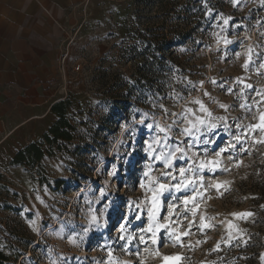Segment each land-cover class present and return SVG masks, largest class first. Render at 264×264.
I'll list each match as a JSON object with an SVG mask.
<instances>
[{
  "label": "rangeland",
  "instance_id": "rangeland-1",
  "mask_svg": "<svg viewBox=\"0 0 264 264\" xmlns=\"http://www.w3.org/2000/svg\"><path fill=\"white\" fill-rule=\"evenodd\" d=\"M93 3L62 60L76 138L35 168L0 154L15 264H264V0Z\"/></svg>",
  "mask_w": 264,
  "mask_h": 264
},
{
  "label": "crops",
  "instance_id": "crops-1",
  "mask_svg": "<svg viewBox=\"0 0 264 264\" xmlns=\"http://www.w3.org/2000/svg\"><path fill=\"white\" fill-rule=\"evenodd\" d=\"M93 2L0 0V154L10 158L54 122L65 44Z\"/></svg>",
  "mask_w": 264,
  "mask_h": 264
},
{
  "label": "trees",
  "instance_id": "trees-1",
  "mask_svg": "<svg viewBox=\"0 0 264 264\" xmlns=\"http://www.w3.org/2000/svg\"><path fill=\"white\" fill-rule=\"evenodd\" d=\"M156 43L152 40L145 42L146 47H153L151 50L154 51L155 56L149 57L144 63H137V66L141 67V71L144 67L155 71L162 66L160 57L156 56V51H161V49ZM135 58L138 59L139 54H136ZM68 107V100L60 99L54 102L51 106V113L56 116L54 122L44 131L42 138L40 137L37 141H31L19 148L11 157L10 164L25 166L27 169L39 167L40 162L46 155H54L57 150L65 148V143L74 140L76 138V127L68 115ZM42 178L44 181L46 180L44 177ZM63 183V180H57L58 186ZM10 246V241L6 239L0 221V264H15L18 262L17 259L20 257V253H13Z\"/></svg>",
  "mask_w": 264,
  "mask_h": 264
},
{
  "label": "snow or ice",
  "instance_id": "snow-or-ice-1",
  "mask_svg": "<svg viewBox=\"0 0 264 264\" xmlns=\"http://www.w3.org/2000/svg\"><path fill=\"white\" fill-rule=\"evenodd\" d=\"M234 2H235V0H234ZM205 94L207 95V93H205ZM197 103H201V102L197 101ZM221 107H226V106L225 105H221ZM201 108H202V110H205L206 111V109H204V106H203L202 103H201ZM209 115H210V113H209ZM261 119L264 120V116H262ZM200 123H203V121L201 120ZM211 127L214 128L215 125H211ZM260 127L262 129H264V125H260ZM190 131H191V129H189V128H186L184 130L185 134L190 133ZM237 139H239V137H237ZM176 151L177 152H182V150L179 149V148H177ZM169 156H174V154H168V155H165V156H158L157 159H164L166 166H168L171 163V160L169 159ZM180 171H181V175L183 176L185 170L184 169H181ZM145 175H147V173ZM143 186L144 185L142 184L141 187H143ZM171 187H175L176 191H180V189L182 187H185V188L188 187V184H177V185H164V184H159V190L157 192H154V197H158L159 195H162L164 193V191L169 190ZM185 203H187V201H185ZM153 204L154 205L158 204V199H154ZM173 207H175V206H173ZM171 214H172V209L170 208L169 209V215L171 216ZM149 215H150V218H151V217H153L155 215V213L150 210ZM168 227H169L168 224H158L156 226L157 230L160 229V228H163V229L167 230ZM122 230H123V227H122ZM148 230L149 231H152L154 236L156 235V231H154L152 228H149ZM121 238H123V237H121ZM141 239L143 240V237H141ZM177 239H179V237H177ZM153 243H156V241L154 240Z\"/></svg>",
  "mask_w": 264,
  "mask_h": 264
},
{
  "label": "built area",
  "instance_id": "built-area-1",
  "mask_svg": "<svg viewBox=\"0 0 264 264\" xmlns=\"http://www.w3.org/2000/svg\"><path fill=\"white\" fill-rule=\"evenodd\" d=\"M81 1L87 2L88 0H81Z\"/></svg>",
  "mask_w": 264,
  "mask_h": 264
}]
</instances>
